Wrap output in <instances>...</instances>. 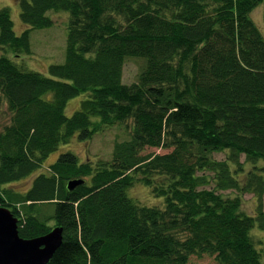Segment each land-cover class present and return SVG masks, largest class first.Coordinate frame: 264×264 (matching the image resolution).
<instances>
[{
	"label": "trees",
	"instance_id": "1",
	"mask_svg": "<svg viewBox=\"0 0 264 264\" xmlns=\"http://www.w3.org/2000/svg\"><path fill=\"white\" fill-rule=\"evenodd\" d=\"M261 3L19 0L30 27L20 35L0 8V205L23 238L63 228L47 264H190L205 254L217 264H264V241L252 233L264 230V34L251 17ZM60 11L68 12L65 60L49 75L6 55L31 54L30 30L52 26L49 12ZM129 59L141 64L127 84ZM115 125L130 137L114 142L110 159L66 151L26 191L9 186L76 134L86 141ZM72 180L82 182L70 189ZM137 182L164 206L129 196ZM244 193L257 198L254 215L242 209Z\"/></svg>",
	"mask_w": 264,
	"mask_h": 264
},
{
	"label": "rangeland",
	"instance_id": "2",
	"mask_svg": "<svg viewBox=\"0 0 264 264\" xmlns=\"http://www.w3.org/2000/svg\"><path fill=\"white\" fill-rule=\"evenodd\" d=\"M3 7L9 8L14 23V30L18 35H20L25 29L30 28L21 20L19 0H0V8ZM49 14L55 21L52 26L30 30L31 54L15 57L12 52L6 53V55L15 60L22 67L39 71L45 75H49V65L64 62L68 31V12H49ZM251 17L264 34V3L259 4L251 12ZM3 54H5V51H3L0 46V55ZM140 64L141 60L139 59H129L126 61L123 71V81L125 83L130 84L136 81ZM87 97V93H82L70 99L65 108L66 115L71 116L80 107L81 101ZM127 137H130V135L128 136V130H125L124 127L119 125L106 127L103 131L96 133L91 139L86 141L80 140L76 134L68 143L59 145L57 150L53 151L47 157L41 169L34 172L29 177L12 182L9 186L17 191H26L31 186L33 179L39 173L47 171L48 166L56 161L60 153L66 151L75 153L81 161L89 159L96 162L98 159H110L114 142L116 140H124ZM148 151L163 152L162 150L155 148H149L146 152ZM214 157L217 159H224L226 156L225 153L219 152L214 153ZM259 165L264 166V160L259 162ZM249 167L250 165L248 164L246 168L248 169ZM240 176L242 180L246 179L244 174H240ZM224 193H231V195H233L235 194V191L227 190L224 191ZM128 194L143 205L164 206V197L154 195L151 188L141 182H137L131 186L128 190ZM242 198V209L246 214L254 215L256 213L257 198L253 193H244ZM252 233L264 241V230L255 227ZM190 264L217 263L213 256L205 254L202 256L192 255L190 257Z\"/></svg>",
	"mask_w": 264,
	"mask_h": 264
},
{
	"label": "water",
	"instance_id": "3",
	"mask_svg": "<svg viewBox=\"0 0 264 264\" xmlns=\"http://www.w3.org/2000/svg\"><path fill=\"white\" fill-rule=\"evenodd\" d=\"M82 180H72V189ZM63 241V228L34 238H23L18 231V218L0 205V264H47Z\"/></svg>",
	"mask_w": 264,
	"mask_h": 264
}]
</instances>
